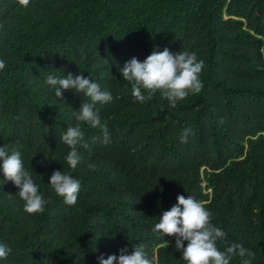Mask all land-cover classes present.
Wrapping results in <instances>:
<instances>
[{"label":"trees","instance_id":"1","mask_svg":"<svg viewBox=\"0 0 264 264\" xmlns=\"http://www.w3.org/2000/svg\"><path fill=\"white\" fill-rule=\"evenodd\" d=\"M165 48L205 62L203 89L175 108L159 93L136 101L120 72ZM262 49L264 0H0V147L20 151L46 201L43 213L27 214L0 162V244L11 249L0 264H99L98 256L131 254L134 245L154 264H186L175 237L152 232L179 195L212 213L226 234L219 250L238 243L255 253L251 264H264ZM69 73L111 92L95 105L109 143L73 115L89 98L62 89L59 99L46 84ZM77 125L83 141L73 170L60 135ZM57 170L80 181L75 205L51 188Z\"/></svg>","mask_w":264,"mask_h":264},{"label":"clouds","instance_id":"2","mask_svg":"<svg viewBox=\"0 0 264 264\" xmlns=\"http://www.w3.org/2000/svg\"><path fill=\"white\" fill-rule=\"evenodd\" d=\"M18 3L27 7L30 0H18ZM204 66L205 62L198 60L195 52L181 51L173 54L165 48L162 52L153 51L143 62L133 57L120 68V72L123 79L131 84L132 96L136 101L144 103L159 93L162 100H167L170 107L175 108L178 102L190 94L201 92L203 83L200 74ZM4 68L5 61L0 60V70ZM46 84L55 88V95L59 99L63 98L62 89H73L89 98L90 102L83 101L80 109L75 110L73 115L77 121L87 122L91 128L100 129L103 143L110 142L107 122H102L95 105L110 102L113 99L111 92L102 90L98 83L93 82L90 77L85 78L83 74L69 73L63 78L49 75ZM190 131L184 130L182 142H187ZM60 139L71 148L66 156V163L74 170L81 160L76 145L83 141V132L79 125L68 126L66 132L60 135ZM98 139L100 138L94 137L93 142ZM83 147L89 148V145L83 143ZM45 158L50 159L47 156ZM0 162L4 180L13 182L19 188L18 195L24 201V211L30 215L43 213L46 201L32 175L24 168L20 151L10 145H3L0 147ZM89 167L94 169V165ZM49 184L58 196L64 198L66 204L77 203L81 185L71 174L54 171ZM209 191L211 188L207 189V192ZM177 201L170 210L163 211L152 232L158 239L175 237L176 251L182 253L186 264H230L236 256L242 258V264H251L255 253L241 244L233 243L223 251L217 248V240L223 239L226 234L212 223V213L202 201L190 195L187 198L179 195ZM10 251L11 249L0 244V259H6ZM127 253L128 249L123 248L118 257L109 255L105 259L104 255H100L97 259L99 264H154V258L147 256L143 245H134V251Z\"/></svg>","mask_w":264,"mask_h":264}]
</instances>
